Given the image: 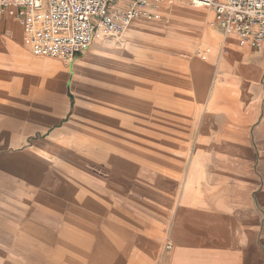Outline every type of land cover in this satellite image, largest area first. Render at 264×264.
<instances>
[{
	"label": "crops",
	"instance_id": "0c3cea01",
	"mask_svg": "<svg viewBox=\"0 0 264 264\" xmlns=\"http://www.w3.org/2000/svg\"><path fill=\"white\" fill-rule=\"evenodd\" d=\"M150 11L68 67L0 18V264H264V41Z\"/></svg>",
	"mask_w": 264,
	"mask_h": 264
},
{
	"label": "built area",
	"instance_id": "2783aa9c",
	"mask_svg": "<svg viewBox=\"0 0 264 264\" xmlns=\"http://www.w3.org/2000/svg\"><path fill=\"white\" fill-rule=\"evenodd\" d=\"M0 0V18L18 15L24 43L37 57L71 63L98 37L120 39L134 23L159 19L150 8L164 0ZM211 9L213 24L240 47L260 48L264 41V0H172ZM9 9V10H8Z\"/></svg>",
	"mask_w": 264,
	"mask_h": 264
},
{
	"label": "rangeland",
	"instance_id": "374dc122",
	"mask_svg": "<svg viewBox=\"0 0 264 264\" xmlns=\"http://www.w3.org/2000/svg\"><path fill=\"white\" fill-rule=\"evenodd\" d=\"M123 35H124V33H123ZM96 45V48L93 50L94 52H93V54L94 55H99L100 54V48H103L102 46H100V44H95ZM112 47H115L116 45L115 44H113V43H111L110 44ZM64 66H66V67H68V66H70V65H67V63H65V62H63L62 63ZM98 64V63H97ZM95 75H101L100 73L99 74H95ZM87 76H82V78H86ZM160 92V91H159ZM82 93L83 94H85V86H82ZM84 98H85V96H83L82 98H81V101H82V99L84 100ZM177 104H181V101H179V100H177V101H175ZM168 120V117L166 116V117H161V123L162 122H166ZM176 120H177V118H176ZM181 121H182V118H181ZM81 125H83V126H88V124L87 123H82ZM162 128V127H161ZM86 129V128H85ZM181 134H182V132H181ZM168 136H169V133H168V131H165L164 130V128H162V131H161V140H164V139H167L168 138ZM145 138L147 139V138H152V134H150V135H145ZM148 152V151H147ZM147 155H149V156H151L152 154H147Z\"/></svg>",
	"mask_w": 264,
	"mask_h": 264
}]
</instances>
